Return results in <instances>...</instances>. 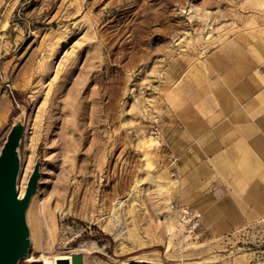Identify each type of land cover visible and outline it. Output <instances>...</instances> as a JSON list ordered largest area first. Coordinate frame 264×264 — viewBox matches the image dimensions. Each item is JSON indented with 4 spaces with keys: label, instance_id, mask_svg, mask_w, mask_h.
<instances>
[{
    "label": "rangeland",
    "instance_id": "obj_1",
    "mask_svg": "<svg viewBox=\"0 0 264 264\" xmlns=\"http://www.w3.org/2000/svg\"><path fill=\"white\" fill-rule=\"evenodd\" d=\"M233 112L264 115V0H0V149L21 121L17 184L40 164L18 264H264V160L183 166Z\"/></svg>",
    "mask_w": 264,
    "mask_h": 264
},
{
    "label": "water",
    "instance_id": "obj_2",
    "mask_svg": "<svg viewBox=\"0 0 264 264\" xmlns=\"http://www.w3.org/2000/svg\"><path fill=\"white\" fill-rule=\"evenodd\" d=\"M25 125L13 124L6 141L0 149V264H18L31 245L27 223V209L37 190L40 164L37 161L28 178L25 192L20 196L18 175L20 170L19 145ZM59 264H68L59 260ZM72 264H83V255H72Z\"/></svg>",
    "mask_w": 264,
    "mask_h": 264
},
{
    "label": "crops",
    "instance_id": "obj_3",
    "mask_svg": "<svg viewBox=\"0 0 264 264\" xmlns=\"http://www.w3.org/2000/svg\"><path fill=\"white\" fill-rule=\"evenodd\" d=\"M229 120L232 127L231 133L227 134L230 139L227 144L221 135L206 129L209 123L204 120L199 122V125L203 124V134L207 137L203 146L197 147V153L186 154L183 163L194 176L219 173L225 176L219 182L229 183L232 171H244L248 158L264 160V115L251 120L245 113L233 112Z\"/></svg>",
    "mask_w": 264,
    "mask_h": 264
},
{
    "label": "bare ground",
    "instance_id": "obj_4",
    "mask_svg": "<svg viewBox=\"0 0 264 264\" xmlns=\"http://www.w3.org/2000/svg\"><path fill=\"white\" fill-rule=\"evenodd\" d=\"M144 141H147V140H144ZM148 141H151L150 143H152L154 141L153 137L152 136L148 137ZM26 184L25 185H22V186L21 185H18V189H19L20 196H22L24 194L25 189H26ZM114 234L117 235L118 233L117 232H114ZM41 257H42V260H43V263L44 264H50L51 260L48 259L44 254H42ZM55 259L67 260L68 261V264H72V257H71L70 254H60V255L55 256Z\"/></svg>",
    "mask_w": 264,
    "mask_h": 264
},
{
    "label": "built area",
    "instance_id": "obj_5",
    "mask_svg": "<svg viewBox=\"0 0 264 264\" xmlns=\"http://www.w3.org/2000/svg\"><path fill=\"white\" fill-rule=\"evenodd\" d=\"M185 212L187 213L188 211L185 210ZM200 217H201V214L200 213H195L192 218L190 219L191 221V227L192 228H195L199 225L200 223Z\"/></svg>",
    "mask_w": 264,
    "mask_h": 264
}]
</instances>
